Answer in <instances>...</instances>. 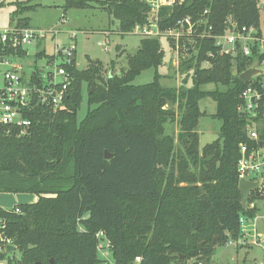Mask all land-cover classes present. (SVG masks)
Returning <instances> with one entry per match:
<instances>
[{
  "label": "trees",
  "instance_id": "obj_1",
  "mask_svg": "<svg viewBox=\"0 0 264 264\" xmlns=\"http://www.w3.org/2000/svg\"><path fill=\"white\" fill-rule=\"evenodd\" d=\"M62 1L64 11L92 3L104 7L122 34L147 23L144 0ZM35 8H17L10 27L26 28L27 19L20 16ZM205 10L214 35L231 22L237 31L253 28L261 36L259 0H183L159 10L158 28L172 29L186 17L196 21ZM185 45L179 88L161 85L160 39L142 38L126 69L105 80L99 61L87 57L86 69L79 70L74 58L66 66L72 82L62 107L53 110L33 99L23 111L31 123L24 134L0 124V193L37 197L35 203L16 206L17 214L0 209L22 264H101L95 238L100 231L110 242L114 264H134L136 258L135 264H210L216 247L240 237L239 218L259 213L258 206L249 208L259 199L257 192L250 193L246 209L241 207L237 165L240 145L249 150L264 145V101L253 120L262 124L257 141L248 138L247 115L237 109L250 84L239 75L260 57L255 48L244 56L238 44L235 55H220L212 39ZM25 54L17 47L0 57ZM35 57L46 56L39 51ZM150 69L152 82L132 85ZM39 71L34 69L30 84H41ZM188 80L191 86L185 87ZM83 84L88 110L78 123ZM209 84L223 89H202ZM207 97L215 102L212 118L220 127L217 139L200 148L197 127L204 113L199 102ZM167 105L182 113L177 144L164 135V125L175 118ZM105 151L110 160L104 159Z\"/></svg>",
  "mask_w": 264,
  "mask_h": 264
},
{
  "label": "built area",
  "instance_id": "obj_2",
  "mask_svg": "<svg viewBox=\"0 0 264 264\" xmlns=\"http://www.w3.org/2000/svg\"><path fill=\"white\" fill-rule=\"evenodd\" d=\"M183 0H144L148 6L147 23L141 27H135L133 32L139 33L143 38L170 39L173 50L179 52L180 42L193 44L195 38L199 40L212 39L220 55H235L237 44L239 50L244 56H251L252 49L255 48L256 54L260 59L254 62L255 67L264 68V37L257 36L255 29H245L237 31L235 26L230 22L227 28L221 34H212V28L208 25V10H205L200 19L192 21L189 17L183 18L176 23V26L166 31H160L157 25L158 12L163 7H171L176 2L181 3ZM45 32L35 31L28 28L9 27L0 31V52L17 47L26 51L28 45L37 39H44ZM68 39L75 40L76 32L67 34ZM106 38V37H105ZM108 40L102 43L106 47ZM53 54L48 57L47 65L53 69L50 71L40 70L41 84L36 86L30 84L29 78L23 79L24 68L21 63L14 61L15 56H1L0 65L6 70L3 73V85L0 88V124L13 128H20V135L24 134L30 126V121L23 118V111L29 109L33 99L37 104L47 106L53 110L62 107V102L66 96L67 90L72 82V77L67 71L66 66L71 64L75 58L74 45L59 46L55 45ZM107 50V49H105ZM187 47L183 51L186 56ZM26 55V54H25ZM208 57H213L211 53ZM262 57V58H261ZM59 60L58 65L55 62ZM179 64V63H177ZM209 62H205L207 67ZM258 78V79H257ZM256 82L250 80V84L243 90L240 95L242 103L238 107V112L247 115L248 121H253L263 107L264 101V75L258 76ZM27 84H25V82ZM247 136L250 140L257 141L258 135L247 127ZM240 159L238 160L237 173L238 179H244L250 182L261 180L257 190L259 199L249 205L253 208L257 203L263 211V215L256 214L253 218L241 216L239 218L240 237L237 240H230L226 246L237 249L243 248L249 244L259 248L262 251V262L264 264V233L257 227L259 219L264 220V147L253 148L249 150L245 145L239 146ZM261 203V207L260 204ZM12 210L14 213H20L18 207L4 209ZM6 225L0 217V264H22L20 253L13 240L6 234ZM96 251L101 264H114L111 253V245L105 234L100 231L95 235ZM248 239H251L247 241ZM140 258L135 259L139 263Z\"/></svg>",
  "mask_w": 264,
  "mask_h": 264
},
{
  "label": "rangeland",
  "instance_id": "obj_3",
  "mask_svg": "<svg viewBox=\"0 0 264 264\" xmlns=\"http://www.w3.org/2000/svg\"><path fill=\"white\" fill-rule=\"evenodd\" d=\"M104 3L113 0H101ZM260 2V33L264 37V0ZM26 6H35L34 11H25L20 18L27 19L28 26L26 28L45 32L44 39H37L27 46L28 56H15L14 61L21 63L24 68L23 79L29 78L35 68L42 71H50L53 66L47 65V58L35 60V53L39 48H43L47 56L53 54L55 45L59 46L74 45L75 46V66L79 70L87 67V57L91 60H97L102 64L100 76L105 80L109 75L119 73L126 69V59L132 56L139 47L142 36L137 32L122 34L118 30V22L104 7L96 3L90 4L86 9H70L64 11V2L62 0H0V31L11 26L10 19L17 8ZM76 32L75 40H70L67 34ZM104 33V34H103ZM106 37V38H105ZM108 40V45L104 47L102 43ZM170 39H160V45L164 50V59L159 73L161 75V85L167 88H179L182 84L184 76L178 71L180 58L185 54L184 40L180 42V50L177 54L175 49L170 47ZM107 49V50H105ZM59 60L55 62L58 65ZM252 66H255L254 64ZM6 68L0 65V87L3 85V73ZM154 71L152 69L142 72L132 82L134 86H141L152 82ZM190 80L187 81L185 87H190ZM205 91H213L215 89L222 90L220 86L213 84L206 85L202 88ZM81 102L76 114V120L79 123L88 110L86 85L81 88ZM94 107V106H93ZM167 109L174 110L175 118L164 125V135L169 136L174 144H177V135L180 132L179 119L181 111L176 105H167ZM199 109L204 116L199 120L197 133L199 136V147L202 148L206 144L217 139L220 122L212 115L215 113V102L210 98H204L199 102ZM262 124L260 122L250 121L249 129L258 133ZM263 145V144H262ZM264 147V145H263ZM30 195V194H29ZM21 200V204L30 201ZM259 203V202H258ZM260 207H261V203ZM15 205V197L12 194H5L0 199V209H11ZM248 206V205H247ZM246 206V208H247ZM254 206H258L257 203ZM262 209H259L260 216L263 215ZM257 227L262 233L264 232V220L259 219ZM251 239L247 238V241ZM262 251L252 245H245L241 249L218 246L215 248L214 256L210 264H230L229 260L235 264H257L262 262ZM198 264L194 261L189 264Z\"/></svg>",
  "mask_w": 264,
  "mask_h": 264
},
{
  "label": "water",
  "instance_id": "obj_4",
  "mask_svg": "<svg viewBox=\"0 0 264 264\" xmlns=\"http://www.w3.org/2000/svg\"><path fill=\"white\" fill-rule=\"evenodd\" d=\"M264 75V68H258V67H251L248 70L244 71L239 75V80L245 84L250 82L251 79L257 78L258 76ZM263 145L260 144V147ZM112 158V155L109 154L107 151L104 152V159L110 160ZM261 180H257L256 182H250L244 179L238 180V190L240 193V203L241 207L243 209H246V206L248 204V199L250 193L254 192L258 189L260 185ZM230 264H234V261L229 260ZM53 264V263H51ZM195 264V263H192Z\"/></svg>",
  "mask_w": 264,
  "mask_h": 264
},
{
  "label": "crops",
  "instance_id": "obj_5",
  "mask_svg": "<svg viewBox=\"0 0 264 264\" xmlns=\"http://www.w3.org/2000/svg\"><path fill=\"white\" fill-rule=\"evenodd\" d=\"M38 31V30H37ZM104 34V33H103ZM39 51H43L44 52V50H43V48H39ZM39 51H37V52H39ZM36 52V53H37ZM35 53V54H36ZM25 56H28V53H27V49H26V55ZM45 58H47L48 59V57L49 56H47L46 54H45ZM51 56V55H50ZM43 59V58H42ZM2 87V86H1ZM0 87V88H1ZM5 194H2V193H0V199L2 200V197L4 196ZM14 197H15V205L13 206V207H15V206H18V205H21V200H27V199H25V197H27V198H30V201L28 202V204H32V203H35L36 201H37V197L36 196H34V195H29V194H12ZM23 204H27V203H23ZM12 207V208H13ZM1 208V207H0ZM262 232V231H261ZM264 233V232H263ZM235 264V263H234Z\"/></svg>",
  "mask_w": 264,
  "mask_h": 264
}]
</instances>
